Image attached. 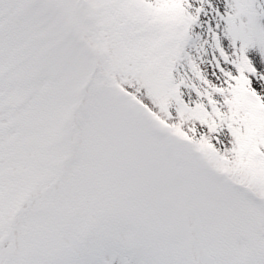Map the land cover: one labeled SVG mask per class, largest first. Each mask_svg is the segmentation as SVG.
Returning a JSON list of instances; mask_svg holds the SVG:
<instances>
[{"label":"snow or ice","instance_id":"1","mask_svg":"<svg viewBox=\"0 0 264 264\" xmlns=\"http://www.w3.org/2000/svg\"><path fill=\"white\" fill-rule=\"evenodd\" d=\"M0 264H264V0H0Z\"/></svg>","mask_w":264,"mask_h":264}]
</instances>
